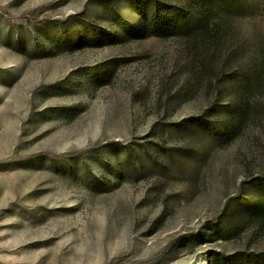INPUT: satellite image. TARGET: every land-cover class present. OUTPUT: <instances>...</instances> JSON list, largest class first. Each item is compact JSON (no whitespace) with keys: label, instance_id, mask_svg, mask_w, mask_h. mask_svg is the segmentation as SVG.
Returning <instances> with one entry per match:
<instances>
[{"label":"rangeland","instance_id":"374dc122","mask_svg":"<svg viewBox=\"0 0 264 264\" xmlns=\"http://www.w3.org/2000/svg\"><path fill=\"white\" fill-rule=\"evenodd\" d=\"M110 1L0 0V264H258L255 228L203 237L264 176L263 96L220 145L214 72L192 85L183 36L70 43ZM244 5L264 41V0Z\"/></svg>","mask_w":264,"mask_h":264},{"label":"trees","instance_id":"16d2710c","mask_svg":"<svg viewBox=\"0 0 264 264\" xmlns=\"http://www.w3.org/2000/svg\"><path fill=\"white\" fill-rule=\"evenodd\" d=\"M124 1L120 6L110 1L101 13L93 12L91 16L82 14V24L88 21L89 27L81 28L77 32L79 36H72L70 43L100 41L104 35L108 43H113L124 41L129 36L138 37L146 31L159 36H183L185 50L190 53L197 68L192 85L202 86L207 73L214 72L211 77L215 78H210L209 84L216 79L217 98L221 103L224 101L222 95L227 94L224 97L226 102L220 103L216 114L212 112L208 115L202 125L214 124L209 118L222 114L223 120L214 126L220 145L243 131L253 120L250 115L258 112L256 108L264 98V41L255 29L248 30L243 36L244 20L240 15L246 7V0ZM125 11L136 19L123 26L114 24V19ZM92 16L111 22L108 34L98 32ZM62 26L66 28L64 23ZM52 41L55 42L56 38ZM65 41L62 37L49 53L59 50ZM259 121L264 125V117H260ZM237 216L239 221L235 220ZM242 225L264 233V176L251 181V188L242 194L241 200L228 205L216 226L207 228L203 238L215 240L220 236L226 237L237 232ZM211 263L227 264L216 259H212ZM258 264H264V258Z\"/></svg>","mask_w":264,"mask_h":264}]
</instances>
